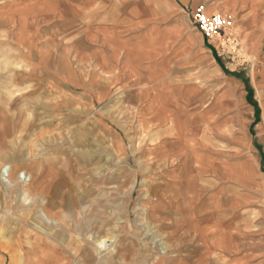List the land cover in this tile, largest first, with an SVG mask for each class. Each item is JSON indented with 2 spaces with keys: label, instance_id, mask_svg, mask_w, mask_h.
I'll list each match as a JSON object with an SVG mask.
<instances>
[{
  "label": "crops",
  "instance_id": "crops-1",
  "mask_svg": "<svg viewBox=\"0 0 264 264\" xmlns=\"http://www.w3.org/2000/svg\"><path fill=\"white\" fill-rule=\"evenodd\" d=\"M194 2L0 0V165L21 189L19 173L31 176L22 198L39 197L49 219L64 154L42 147L53 124L91 110L116 125L126 152L122 126L132 123L146 134L144 171L161 182L143 213L179 237L148 263L264 264V63L255 78L225 64L214 41L188 28ZM256 6L264 36V0Z\"/></svg>",
  "mask_w": 264,
  "mask_h": 264
},
{
  "label": "rangeland",
  "instance_id": "rangeland-1",
  "mask_svg": "<svg viewBox=\"0 0 264 264\" xmlns=\"http://www.w3.org/2000/svg\"><path fill=\"white\" fill-rule=\"evenodd\" d=\"M221 1L225 0H195L192 8L203 5L207 11L215 2L219 4L221 8L213 14L220 13L231 23L210 40L216 43L225 64L231 69H245L255 78V71L259 72L264 63L258 7L252 13L254 0H241L232 6ZM190 15L191 10L187 11L188 28H195ZM250 20H254L252 26ZM193 75L191 79L196 81L206 80L198 73ZM90 111H65L60 117L65 122L52 126L56 128L52 131L54 139L41 141L42 147H57L64 153L58 156L61 172L57 180L62 185L46 195L54 202L55 216L48 219L45 213V218L41 215L39 197L23 200L29 195L31 180L23 183V189L16 182H1L0 264H12L16 255L22 256V264H149L162 244L167 250L178 245V236L168 237V232L143 213L145 195L153 197V186L161 184L154 176L156 172L144 171L146 134L139 135L132 123L123 125L126 152H121L114 136L116 125L100 124ZM125 112L123 109L120 114ZM256 218L252 215L253 220ZM60 235L68 247L55 252ZM36 237L40 238L38 246L27 242ZM100 239H106L107 244L98 249ZM220 264L227 263L221 259Z\"/></svg>",
  "mask_w": 264,
  "mask_h": 264
},
{
  "label": "built area",
  "instance_id": "built-area-1",
  "mask_svg": "<svg viewBox=\"0 0 264 264\" xmlns=\"http://www.w3.org/2000/svg\"><path fill=\"white\" fill-rule=\"evenodd\" d=\"M191 16L194 25L203 33L207 39H212L229 24L231 20L226 16L215 13L207 14L203 5L191 9Z\"/></svg>",
  "mask_w": 264,
  "mask_h": 264
},
{
  "label": "bare ground",
  "instance_id": "bare-ground-1",
  "mask_svg": "<svg viewBox=\"0 0 264 264\" xmlns=\"http://www.w3.org/2000/svg\"><path fill=\"white\" fill-rule=\"evenodd\" d=\"M11 165H9V164H3V165H0V180L3 182V183H12V180H11ZM18 180L20 181V182H23L25 185H27L29 182H30V180H31V176L29 175V174H27L25 171H21L20 173H19V175H18ZM17 180V181H18ZM15 183V182H14ZM13 183V184H14ZM12 184V185H13ZM36 235V234H35ZM5 239V238H4ZM8 239H9V237H8ZM60 240V244H56L55 245V252L57 251L56 249L57 248H59V250H63L64 251V249H66L67 247H68V245L66 244V242H65V240H64V238L62 237V235H60V238H59ZM10 240V239H9ZM40 240V238H35V239H31L30 241H27V242H29V244L30 245H32V246H34V245H37L38 246V241ZM48 243L51 241H49V239L48 240H46ZM9 242V241H8ZM41 242V241H40ZM46 242V243H47ZM63 242H65V244L63 243ZM17 243V242H16ZM15 243V244H16ZM106 241L104 240V239H100V240H98L97 241V248L98 249H101V248H103L104 246H106ZM62 245H65L64 247L62 246ZM20 246H21V244H20ZM25 246V245H24ZM31 246V247H32ZM68 251V250H67ZM52 252V251H51ZM61 252V251H60ZM60 255V254H59ZM55 257H57V256H55ZM22 256H18V255H16V256H13V261H12V264H22ZM28 259V258H27ZM40 259V258H39ZM61 260V259H60ZM26 262V261H25ZM59 262V261H58ZM63 262V261H62ZM66 262V261H65ZM26 264V263H25Z\"/></svg>",
  "mask_w": 264,
  "mask_h": 264
}]
</instances>
